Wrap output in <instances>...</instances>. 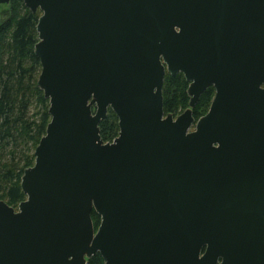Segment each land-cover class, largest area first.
I'll return each instance as SVG.
<instances>
[{
    "label": "water",
    "instance_id": "water-1",
    "mask_svg": "<svg viewBox=\"0 0 264 264\" xmlns=\"http://www.w3.org/2000/svg\"><path fill=\"white\" fill-rule=\"evenodd\" d=\"M23 1L51 120L26 199L0 200V264H264V0ZM166 72L189 83L176 117Z\"/></svg>",
    "mask_w": 264,
    "mask_h": 264
},
{
    "label": "trees",
    "instance_id": "trees-1",
    "mask_svg": "<svg viewBox=\"0 0 264 264\" xmlns=\"http://www.w3.org/2000/svg\"><path fill=\"white\" fill-rule=\"evenodd\" d=\"M8 11L0 19V200L17 208L26 199L21 181L25 169L34 165L35 148L45 135L49 100L38 86L41 63L35 54L38 42L37 24L41 11L32 12L23 0H11ZM189 83L182 73L166 72L163 85L164 113L174 116L189 107ZM215 95L211 86L200 96L193 108L196 120L205 115ZM117 115L111 110L100 123L104 142L119 135ZM97 229L101 218L92 212ZM87 264H104L100 253Z\"/></svg>",
    "mask_w": 264,
    "mask_h": 264
},
{
    "label": "rangeland",
    "instance_id": "rangeland-1",
    "mask_svg": "<svg viewBox=\"0 0 264 264\" xmlns=\"http://www.w3.org/2000/svg\"><path fill=\"white\" fill-rule=\"evenodd\" d=\"M8 9H9V6L8 5H6V4H0V17H1V14L3 13V14H5V12H9L8 11ZM1 19V18H0ZM180 114V113H179ZM178 114V115H179ZM177 116V115H176ZM175 116V117H176ZM193 129V128H192Z\"/></svg>",
    "mask_w": 264,
    "mask_h": 264
}]
</instances>
